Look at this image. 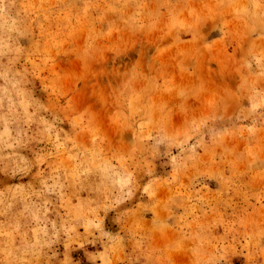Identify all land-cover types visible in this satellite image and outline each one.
<instances>
[{"label": "rangeland", "instance_id": "374dc122", "mask_svg": "<svg viewBox=\"0 0 264 264\" xmlns=\"http://www.w3.org/2000/svg\"><path fill=\"white\" fill-rule=\"evenodd\" d=\"M0 264H264V0H0Z\"/></svg>", "mask_w": 264, "mask_h": 264}]
</instances>
